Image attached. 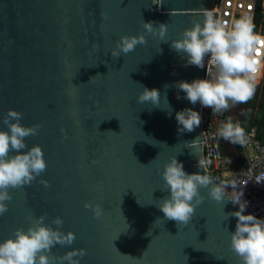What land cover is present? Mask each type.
<instances>
[{
  "label": "water",
  "instance_id": "1",
  "mask_svg": "<svg viewBox=\"0 0 264 264\" xmlns=\"http://www.w3.org/2000/svg\"><path fill=\"white\" fill-rule=\"evenodd\" d=\"M214 1L0 0V130L9 109L22 113L23 126L42 125L22 151L39 145L47 164L31 186L9 190L0 242L46 214L45 224L55 228L59 216L60 231L75 234L49 255L83 248L80 264H239L229 247L239 206L224 192L216 202L201 188L204 202L187 225L157 206L169 195L160 173L172 157L186 173L212 179L201 123L180 133L175 119L186 108L200 113L176 85L203 79L204 67L188 65L171 41L193 21L213 19ZM142 20L167 24L168 42L144 32ZM137 34L146 45L114 60L119 37ZM143 88L158 90V107L137 102ZM85 202L101 205L100 218Z\"/></svg>",
  "mask_w": 264,
  "mask_h": 264
},
{
  "label": "clouds",
  "instance_id": "2",
  "mask_svg": "<svg viewBox=\"0 0 264 264\" xmlns=\"http://www.w3.org/2000/svg\"><path fill=\"white\" fill-rule=\"evenodd\" d=\"M101 17L106 18V14L101 13ZM141 25L144 32L168 42L164 39L167 24L154 26L152 22L142 20ZM146 43L144 34L122 35L110 53L115 60ZM257 44H261V40L253 34V27L247 19L237 22L232 31H226L211 15L203 26L193 21V26L186 28L179 39L171 41V48L177 53H186L187 64L196 67H204V59L210 54L216 75L213 79H197L191 83L181 81L176 87L185 93V98L191 104L199 103L216 114L247 103L256 89L252 73L257 71L259 61L251 57ZM93 78L90 77V80ZM136 100L139 104L151 103L158 107L160 94L156 89L143 88ZM21 119L22 113L9 109L2 120L7 130H0V216L8 211V202L12 200L9 190L31 186L47 167L39 145L22 151L27 147L25 138L38 135L42 125L23 126ZM175 119L180 133H190L201 123L200 113L191 108L177 112ZM60 131L66 139L65 129L61 128ZM217 135L232 144L246 143L244 128L234 124L231 119L221 124ZM160 175L169 195L161 199L157 206L165 219L175 221L178 226L187 225L195 208L204 202L199 191L201 188H207L208 197L216 202H222L225 196L208 175L186 173L183 164L175 157L164 164ZM39 183L49 186L48 181L43 179ZM241 195L229 197L233 204L239 205V210L231 213L237 222L235 231L230 232L229 247L239 264H264V219L244 214L247 202L241 201ZM83 206L91 209L93 217L97 219L104 211L99 204L85 202ZM45 215L33 218L26 230L19 227L14 229L11 237L0 242V264H80V259L86 255L83 248H73L60 256L49 255L56 245H71L75 234L60 231L63 219L59 216L51 221L55 228L45 224Z\"/></svg>",
  "mask_w": 264,
  "mask_h": 264
},
{
  "label": "built area",
  "instance_id": "3",
  "mask_svg": "<svg viewBox=\"0 0 264 264\" xmlns=\"http://www.w3.org/2000/svg\"><path fill=\"white\" fill-rule=\"evenodd\" d=\"M259 6L262 15L264 0H215L210 12L214 21L222 24L226 31H232L237 22L245 19L253 27ZM253 34L264 41V22L253 30ZM257 50L260 55H257ZM251 58L259 61L257 71L252 75L256 83H260L264 74V45L257 44ZM215 75L216 68L209 54L204 62L203 79H213ZM200 115L203 163L212 179L228 197L235 198L242 193L241 201L247 202L245 211H251L258 219H264V144L257 137V127L245 125L229 111L216 114L201 105ZM229 119L243 127L246 133V143L237 144L240 149L237 160L223 152L222 138L217 135L221 124Z\"/></svg>",
  "mask_w": 264,
  "mask_h": 264
},
{
  "label": "trees",
  "instance_id": "4",
  "mask_svg": "<svg viewBox=\"0 0 264 264\" xmlns=\"http://www.w3.org/2000/svg\"><path fill=\"white\" fill-rule=\"evenodd\" d=\"M261 7L259 6L258 14L253 26V30L257 29L258 25L261 22H264V7L262 9L263 13L260 14ZM249 102H252L249 100ZM248 103V102H247ZM253 105L248 103V111L247 115L243 116L242 122L247 125H255L257 127V137L264 144V74L261 82V98L252 103ZM257 104V105H256ZM251 105V106H250ZM257 107L255 113H253V108ZM238 155L240 156V149L238 148ZM239 158V157H238Z\"/></svg>",
  "mask_w": 264,
  "mask_h": 264
},
{
  "label": "crops",
  "instance_id": "5",
  "mask_svg": "<svg viewBox=\"0 0 264 264\" xmlns=\"http://www.w3.org/2000/svg\"><path fill=\"white\" fill-rule=\"evenodd\" d=\"M259 84V85H258ZM256 86H260V90L261 91V82L260 83H256ZM252 102H248L249 104H252L255 100H251ZM247 103V104H248ZM242 105H245L242 106ZM243 109V110H242ZM247 107H246V103L244 104H239L238 106H234L232 107L230 110H229V114L235 116V117H238V119H240L242 121V118L243 116L247 115V111L246 110ZM253 113H255V111H253ZM222 146H223V152L227 155H230L232 156L235 160H237V158L239 157L238 155V146L237 144H232V143H229L225 140L222 139Z\"/></svg>",
  "mask_w": 264,
  "mask_h": 264
},
{
  "label": "rangeland",
  "instance_id": "6",
  "mask_svg": "<svg viewBox=\"0 0 264 264\" xmlns=\"http://www.w3.org/2000/svg\"><path fill=\"white\" fill-rule=\"evenodd\" d=\"M258 85H259V84H258ZM259 87H260V86H256L255 93H254L253 97H252L250 100H255V101L257 102V100L261 98V91H259V90H260ZM248 102H249V101H248ZM238 105H239V104H238ZM238 105H236V106H238ZM251 105H253V104H251ZM251 105H250V106H251ZM256 105H257V104H256ZM242 106L245 107V105H242ZM247 108H248V104H247ZM246 110H247V109H246ZM252 110L256 112L257 107L255 106Z\"/></svg>",
  "mask_w": 264,
  "mask_h": 264
},
{
  "label": "snow or ice",
  "instance_id": "7",
  "mask_svg": "<svg viewBox=\"0 0 264 264\" xmlns=\"http://www.w3.org/2000/svg\"><path fill=\"white\" fill-rule=\"evenodd\" d=\"M261 44L264 45V41H261ZM257 55H260L259 50H257ZM255 71V70H254Z\"/></svg>",
  "mask_w": 264,
  "mask_h": 264
},
{
  "label": "flooded vegetation",
  "instance_id": "8",
  "mask_svg": "<svg viewBox=\"0 0 264 264\" xmlns=\"http://www.w3.org/2000/svg\"><path fill=\"white\" fill-rule=\"evenodd\" d=\"M246 107H247V103H246ZM243 110V109H242ZM247 110H248V108H247ZM247 113V112H246Z\"/></svg>",
  "mask_w": 264,
  "mask_h": 264
}]
</instances>
